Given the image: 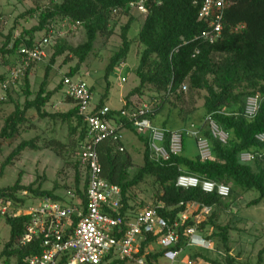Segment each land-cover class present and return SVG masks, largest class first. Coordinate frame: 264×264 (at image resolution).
<instances>
[{
  "label": "trees",
  "instance_id": "1",
  "mask_svg": "<svg viewBox=\"0 0 264 264\" xmlns=\"http://www.w3.org/2000/svg\"><path fill=\"white\" fill-rule=\"evenodd\" d=\"M134 1L136 0H48L46 4L34 1V8L20 16L36 17L37 24L30 30L22 31L14 40L8 35L0 48L2 58L10 57L20 62L19 49L30 48L35 44V34L43 33L42 38L51 36L54 25L58 22L66 23L68 31H72V26L78 23L79 28L83 30L84 41L72 46L65 39L55 40L52 45L53 53L38 90L34 94L31 92L28 81L29 68L22 78L24 101L21 105H14L13 112L4 119L0 129L1 150L3 143L33 129L27 117L28 113L33 111L41 121L65 125L67 144L53 138L46 140L39 137L22 141L1 165L0 177L4 168L22 152L37 150L38 141L56 153L69 147V152L75 158L72 164L75 173L73 188L67 192L76 195L82 203L85 202L87 179L85 172L79 168L78 154L86 139L87 126L74 101L68 97L67 103L73 104L68 111H45L52 97L64 91L62 80L54 90H47L49 75L55 61L64 56L63 66L70 59L76 60V65L64 76L73 79L93 52L97 39L111 37L115 20L126 19L120 29V46L110 57L104 73L107 78L114 69L120 68L135 43L141 48L134 69L138 86L124 97L125 106L117 111L110 109L107 119L116 126L117 132L131 130L130 124L119 117L120 111L131 107V98H142L149 93V105L152 108L147 116L149 121L165 130L167 134L173 132L167 129L170 111H176L177 119L187 121L191 126L197 122V135L208 141L213 159L201 163L197 156L187 158L181 152L167 162L156 163L150 158L147 138L138 137L143 155L142 165L136 168L123 141L109 138L101 142L96 147L101 177L120 189L121 209L113 212L112 216L128 220L138 214L139 211L131 204L134 199L133 192L147 178L152 179L156 190V205L149 208H157L158 215L168 224L178 220L192 204L197 205L198 209L176 230L179 235L177 244L158 254H148V264L152 260L162 258L168 251L180 252L185 246L188 247L184 230L192 226L197 227L199 236L201 235L198 229L203 232L210 228L212 233L207 240L218 239L224 255L223 261H216L199 253L192 255V260L201 259L207 264H237L228 247L230 227L217 223L216 211L229 208L238 196L246 193L255 194L248 203L249 207L264 204V144L255 139L257 135L264 133V0H240L224 10L221 38L212 45L200 38L201 32L207 29L206 24L197 20L202 0H147V15L135 37L130 39L128 35L136 20L132 17L129 4ZM7 77L1 75L0 83ZM182 86L186 87V92L181 91ZM89 90L92 93V88ZM255 95L260 98L259 109L253 119H247L243 115L245 101ZM106 96V93L101 96L93 111L104 107ZM197 99L202 100L200 108L203 114L200 120L195 121L193 116L199 109L194 107ZM186 101L191 108H184ZM208 117L222 131L229 134L225 144H221L211 135L206 120ZM185 129L187 128L182 127L176 131ZM193 138L196 142V138ZM182 147L184 148V145ZM242 153L255 154L257 157L249 164H242L238 159ZM182 174L228 186L229 197L222 200L215 194L203 193L199 188H178L176 179ZM32 187L22 186L18 176L12 186L0 189V204H23L22 198L17 197L22 192L37 200L49 198L53 201H65L66 195L65 198L56 195L59 189L56 184L50 191L41 190L40 185ZM203 207L210 208V214L195 223L193 217L199 215ZM4 221L9 227V237L0 252V259H4L3 264H20L25 257L42 250L38 240L25 247H19V241L29 222L27 216H5ZM123 228L122 226L119 229L117 239L121 238ZM157 240L158 236L144 235L139 251L134 257H142L146 247ZM263 254L264 249L258 254L257 264L262 262ZM125 261L115 259V256L110 254L101 264H123Z\"/></svg>",
  "mask_w": 264,
  "mask_h": 264
},
{
  "label": "built area",
  "instance_id": "2",
  "mask_svg": "<svg viewBox=\"0 0 264 264\" xmlns=\"http://www.w3.org/2000/svg\"><path fill=\"white\" fill-rule=\"evenodd\" d=\"M146 1L131 2L129 4L131 13L145 18L147 15ZM239 1L202 0L197 20L207 25V29L200 34L203 41L212 45L220 40L224 10ZM77 28H79L78 23L71 29L76 30ZM50 45L51 36H48L30 48L21 47L18 51L21 65L18 69L12 70L7 79L0 83V91H6L9 85L24 77L32 64L45 59ZM122 66L124 64L120 68ZM120 81L124 83L125 79ZM62 84L65 97L74 101L79 115L87 126L86 139L78 154L79 168L85 172L87 179L84 191L85 202L82 203L76 195L67 192L63 202L45 198L29 206L22 214L29 218V222L19 241V247H25L34 240H38L42 250L25 257L20 264H101L110 254L120 261H128L138 253V243L144 239V235L158 236L156 244L162 250L175 246L179 239L176 230L193 216L189 214L190 210L194 207L197 210L198 206L192 204L188 211L172 224H168L158 215L157 208H145L128 220L112 216L113 212L121 209L120 189L101 177V166L96 147L109 138L121 141V132H117L116 126L107 119L110 108L104 106L93 111L95 106L92 103V93L85 81L73 82L72 79L63 77ZM181 91L185 92L186 87L182 86ZM130 104L131 107L128 110L120 111L119 117L130 124L131 131L136 136L147 138L150 158L154 162H167L172 157L180 155L185 136L196 138L197 157L201 163L213 159L208 141L198 136L196 131L185 129L167 134L165 130L154 127L147 118L152 110L149 104L135 101H131ZM259 104V96L248 97L245 101L244 117L253 119L258 112ZM206 120L211 135L221 144H225L229 139V134L222 131L209 117ZM255 139L264 144V133L257 135ZM256 157L255 154L242 153L238 159L242 164H249ZM176 187L184 190L199 188L203 193L215 194L222 200H226L230 194L228 186L185 174L176 179ZM5 210L6 208L3 207L2 215ZM210 211V208H201L200 214L193 217L195 223L199 222L200 218L208 216ZM122 226L124 232L121 238L117 239ZM196 228L192 226L184 230L187 246L205 248L206 242L198 235ZM178 255L177 251H168L164 256L174 261ZM138 263L142 264L141 261ZM0 264H3L2 259H0Z\"/></svg>",
  "mask_w": 264,
  "mask_h": 264
},
{
  "label": "rangeland",
  "instance_id": "3",
  "mask_svg": "<svg viewBox=\"0 0 264 264\" xmlns=\"http://www.w3.org/2000/svg\"><path fill=\"white\" fill-rule=\"evenodd\" d=\"M34 1L46 4L48 0H0V48L6 41L8 35L12 39L18 38L24 30H30L37 24L36 17L30 18L28 16L20 18L30 9L34 8ZM132 17L136 22L131 27L129 38L133 39L137 34L144 18L133 13ZM113 35L109 38L99 37L94 45L93 52L89 55L80 72L73 77V82L83 80L89 87L92 88V103H97L103 94H107L105 103L113 109L121 107L120 97H124L138 86V80L134 75V68L137 65L138 56L141 48L137 44H133L130 52L125 60L124 66L114 69L105 78L104 70L108 65L112 54L120 46V29L126 22V19L119 18L115 20ZM51 33V45L47 49L46 58L39 63L32 64L28 74V81L30 89L33 94L38 90L41 83L46 66L49 64L52 55V45L57 38L65 39L70 45L77 46L84 41V33L81 28L68 31L66 23L58 22L54 25ZM43 33L34 35V42L37 43L43 37ZM64 56L55 61L51 69L47 90H54L62 80V78L69 72V69L76 65V60L70 59L66 65L63 66ZM21 63L10 57L2 58L0 56V76H8L12 70L18 69ZM121 79H125L121 83ZM108 89L106 90V86ZM23 79L19 78L16 82L9 85L6 91H0V129L3 126L4 119L13 112L14 105H21L24 101L23 96ZM186 92V91H185ZM150 94L147 93L144 97H133L136 103L149 104ZM202 100L197 99L194 107L199 108L194 114L195 121L200 120L203 111L200 108ZM185 109L191 108V105L186 101L183 105ZM73 107V104L67 103L64 91L55 94L45 111L48 113L66 112ZM167 114V112H166ZM28 121L32 124V130L21 133L17 138L10 142L3 143L0 150V167L22 141L32 140L36 137L48 139H57L67 144V128L60 123H50L41 121L36 114L31 111L27 115ZM167 129L176 131L186 127L190 131H197L198 123L189 125L186 121H181L176 117V111H170L167 117ZM154 127V124H152ZM158 125V124H157ZM122 140L123 144L130 153L132 162L138 168L142 165L143 148L136 136L131 130H123ZM37 150H25L21 155L6 166L0 177V189L12 186L20 176V184L22 186L32 185V188L41 186V190L50 191L54 184L59 189L56 195L65 198L66 192L72 190L74 185V169L72 164L74 157L71 155L70 148L65 147L62 151L56 153L55 150L47 149L43 143L38 141L36 143ZM182 155L187 158H194L198 154L195 139L192 136H185L183 140ZM134 150V151H133ZM134 199L131 204L136 211H141L144 208L152 207L155 204V186L153 180L147 178L134 192ZM254 193H246L237 197L236 201L227 209H219L216 211L217 223L221 226H229L230 233L228 235V247L230 254L237 260V264H257L258 254L264 249V204L256 207H249L248 203L254 198ZM22 198L23 204L14 202H5L0 204V252L4 244L8 241L9 227L5 224L4 217H17L24 213V211L35 204L39 200L34 199L31 195H26L22 192L18 196ZM143 207H141V205ZM158 206V205H157ZM5 207L4 215L1 214L2 208ZM196 211L192 208L189 214ZM138 212V213H139ZM200 235L206 242L205 248L186 247L179 253L174 261H170L165 256L150 261V264H200L205 263L201 259L192 260L190 257L194 254H202L210 260L223 261V248L218 239L207 240L211 236V229L207 228L201 232ZM199 235V234H198ZM139 246L141 243H138ZM138 246V251H139ZM162 252V248L156 243L146 247L142 257H134L131 260L125 261L123 264H148L146 256L148 254H158ZM264 264V254L261 257ZM4 261V259H2ZM13 263V260H12ZM105 264H109L108 262Z\"/></svg>",
  "mask_w": 264,
  "mask_h": 264
},
{
  "label": "crops",
  "instance_id": "4",
  "mask_svg": "<svg viewBox=\"0 0 264 264\" xmlns=\"http://www.w3.org/2000/svg\"><path fill=\"white\" fill-rule=\"evenodd\" d=\"M138 62V61H137ZM137 66V65H136ZM136 66H135V68H136ZM134 68V69H135ZM89 87V86H88ZM89 89H91V87H89ZM130 101H134V98H131L130 99ZM120 103H121V107L123 106V103H124V99H123V97H120ZM94 106L96 105V103H94L93 104ZM104 106H107L108 108H110L111 110H115V111H117V110H120L121 109V107L120 108H118V109H113L112 107H110L109 105H107V103H105V105ZM123 131H121V135L123 136ZM125 146V145H124ZM134 151V150H133ZM142 241V240H141ZM141 241H140V243H141ZM181 252V251H180ZM179 252V253H180Z\"/></svg>",
  "mask_w": 264,
  "mask_h": 264
}]
</instances>
